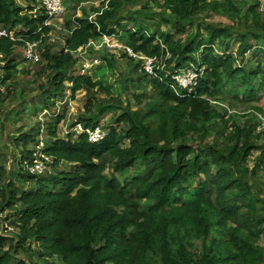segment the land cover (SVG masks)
I'll use <instances>...</instances> for the list:
<instances>
[{"label":"trees","instance_id":"trees-1","mask_svg":"<svg viewBox=\"0 0 264 264\" xmlns=\"http://www.w3.org/2000/svg\"><path fill=\"white\" fill-rule=\"evenodd\" d=\"M63 1L68 35L55 45L39 0H0V26L17 31L15 40L0 41V115L41 91L43 108L59 113L57 127L64 114L56 101L70 81L73 98L88 92L79 122L108 135L98 143L88 133L64 139L51 127L43 152L52 162L40 174L31 169L35 126L15 140L25 151L0 188V211L13 210L21 224L12 221L15 234L0 229V264H264V152L249 166L264 149V109L257 104L264 92L261 1L112 0L93 20L90 11L100 10L82 7L88 0ZM102 34H121L135 52L166 64L162 80L133 65L124 90L142 104L148 86L155 88L142 108L100 99L99 91L112 96L111 89L78 69V50ZM27 42L38 43L41 60L35 78L20 81L17 59ZM190 64L205 67L195 92L176 91L166 70ZM108 112L115 121L105 126Z\"/></svg>","mask_w":264,"mask_h":264},{"label":"rangeland","instance_id":"rangeland-1","mask_svg":"<svg viewBox=\"0 0 264 264\" xmlns=\"http://www.w3.org/2000/svg\"><path fill=\"white\" fill-rule=\"evenodd\" d=\"M18 3H21L22 5L29 4L28 0H15ZM101 0H88V2L83 3L81 6L86 7L88 9L92 7H98L102 10L110 9V6L107 7L108 2L100 3ZM110 1V0H109ZM112 1V0H111ZM261 1V8H264V0ZM30 2V1H29ZM64 2V1H63ZM34 3V1H33ZM36 3V1H35ZM39 12L43 13V10H39ZM74 8L68 12L67 8V14H73ZM82 12L78 11V15L81 16ZM93 12L90 11V15H92ZM66 15L65 13L59 16L58 18L51 20V26L54 27V31L52 33L53 39H57L54 41L55 45L61 44L65 37H67L68 32L63 29V22L62 19ZM210 20L215 21H224L226 23L231 24V20L226 17H216L215 15H212L209 17ZM131 28H134V25H130ZM0 28H2L0 26ZM17 32V31H16ZM97 39L96 41H98ZM124 45H127V41H121ZM236 42L233 41V45L237 47L235 44ZM131 47V46H129ZM76 55L79 58L78 63V69H84L85 66L89 68L86 72L93 76L96 79H100L103 81L104 85L107 88L111 89L112 96H108L102 91L98 92V97L100 99H111L112 97L114 99H120L122 100V103L124 106L130 104L131 108L133 110L142 108L144 104L149 101L147 100L148 97H150L154 93V87L153 85L148 86V97L143 96L144 101L142 104L138 103L136 99L134 98V91H125L124 88L126 87V84H129V76L131 73V70L133 68V65H139L141 70H144L147 74L150 72L147 71L145 68L146 60L144 58L140 57V53H136V55H131L128 52H123V50L115 48L113 50H110L106 47L100 48L98 46H90L86 51L77 52ZM250 57L252 55H255L254 52L249 53ZM108 57L109 59L112 58L115 61L110 64L108 60H106L104 57ZM150 57V56H149ZM133 58V62L130 61V59ZM18 61V69L19 74L18 78L20 81H28L29 79H34L35 74L37 72V67H35L36 63L32 61L23 60L22 57H19L17 59ZM159 61L152 62V67H155ZM83 64V67H82ZM35 65V66H34ZM35 67V68H34ZM145 67V68H144ZM87 68V69H88ZM29 69L30 73L27 75L24 71ZM81 70V72H82ZM153 74H149L150 78H155L152 76ZM154 76H156L154 74ZM151 84V83H149ZM66 89L63 97H60L57 99V107L60 111V114H64V118L61 122L57 123V127L55 126L54 122L57 121L56 117L59 113H53L50 109H44L43 104L41 103L43 99H41V91L34 90L30 95L27 96V99L29 100L27 105L18 106L19 109L14 110L13 112L9 113L8 115H0V167L4 169L5 173L3 176L0 172V188H4L7 183L10 181V174L14 172V169L18 165V161H16V158L18 156V160H20L22 150L25 151L23 146L21 144H18L15 140L21 136L22 133H27L30 131L32 127L35 126L36 133H37V145L31 144L30 147L32 149H41L43 146L47 144V142L50 141V131L53 130L52 128H57L58 130V136L60 138L68 139L70 136L71 138L76 139L80 136L81 129L78 124L79 118L85 113V104L88 99V92L86 89L77 92L75 98L71 95V85L72 83L70 81H66ZM24 87L27 90L30 89H39V84L36 85H26L24 84ZM98 89V88H96ZM94 89V90H96ZM144 90L140 89L136 94H142ZM97 97V98H98ZM259 100L257 104L261 106L264 109V92L259 94ZM153 99V98H151ZM108 105H112L115 103L116 107H118L119 110H122V106L120 102L117 101H110L107 100ZM212 104H217L212 101ZM222 105V104H220ZM238 111L241 112H248L249 109H245L244 106L237 107ZM120 113V111H119ZM259 120H261L263 126L259 128L258 131L264 130V115L259 114ZM7 116V117H6ZM101 119H104V125L112 124L114 123L115 119L113 117V114L111 112L106 113L101 117ZM83 125V124H82ZM52 127V128H51ZM259 133V132H258ZM260 143L264 145V138L260 140ZM262 152H264V149L262 151H255L253 153V156L249 159V166L253 167L257 160L261 157ZM44 153V152H43ZM37 157L36 163L31 167V169L36 173L40 174L41 171L45 166L43 165L40 154ZM27 167L29 166L28 161H26ZM18 168V167H17ZM47 169V168H46ZM52 172V171H50ZM51 174V173H50ZM28 187L29 185L26 184ZM13 210H5L3 212L0 211V218L2 220V226L0 225V229L2 232H8L11 234L18 233L20 229L15 228L12 225V221L16 220V223H20V216H14ZM16 225V224H15ZM17 226V225H16ZM9 247V244L7 245V248Z\"/></svg>","mask_w":264,"mask_h":264},{"label":"built area","instance_id":"built-area-1","mask_svg":"<svg viewBox=\"0 0 264 264\" xmlns=\"http://www.w3.org/2000/svg\"><path fill=\"white\" fill-rule=\"evenodd\" d=\"M45 7V11L46 14L48 16V18L45 21V25H51V20L58 18L59 16H61L62 14L65 13V6H64V2L63 0H39ZM104 2H108V5L106 8H108V6H110L111 4V0H101L100 3H104ZM105 4V3H104ZM99 13L96 14H92L90 16V19L93 20L94 16H96L97 14H101L103 13L105 10L100 9ZM10 38L12 40L16 39V31H8L5 28H0V41L3 38ZM121 34H102L101 38L96 41V40H91L87 46L85 47H81L78 52H82V51H86L90 46H98L100 48H108L110 50H113L115 48L121 49L123 50V52H128L131 55H136V53L139 52H135L132 47H129L127 45H124L123 43H121ZM38 49V43L37 42H27L24 45V50H23V60H27V61H32V62H39L41 60V56L37 51ZM140 57L144 58L146 60V70L149 71L151 74H153L152 76L155 78H159V79H163V76L160 75L159 71L164 70L166 68V64L163 62V60H160L156 57H149V56H144L142 53H140ZM78 57V56H77ZM4 58V54L0 48V65H4L5 62L3 61ZM155 61H159V63L155 66L152 67V62L154 63ZM87 66V65H86ZM82 70L81 74H87V70H89L88 67H86ZM88 68V69H87ZM205 67H198L194 64H190L188 67L183 68V69H177V70H166L165 74L166 77L171 78L173 81L171 82V87L173 89H176V91H179L180 89L186 91L188 94H191L193 92H195V87L198 85L199 79L202 77L203 73H204ZM149 73V74H150ZM154 74L156 76H154ZM179 87H181L179 89ZM77 126H79V128L81 129V133H88L89 134V139L91 142L94 143H98L103 141L107 135L108 132L105 128H103L102 126H97L95 128H89L86 129L81 123L78 124ZM80 133V134H81ZM43 146L41 149H36L35 152V163L37 161V157L39 156L38 154H40V158L41 161L43 163V165L45 166L42 170H40L41 172L43 171H47L48 166L47 163H51L52 162V158L46 156L43 153L44 150ZM47 168V169H46ZM0 201H1V197H0Z\"/></svg>","mask_w":264,"mask_h":264},{"label":"bare ground","instance_id":"bare-ground-1","mask_svg":"<svg viewBox=\"0 0 264 264\" xmlns=\"http://www.w3.org/2000/svg\"><path fill=\"white\" fill-rule=\"evenodd\" d=\"M87 129V128H86Z\"/></svg>","mask_w":264,"mask_h":264},{"label":"crops","instance_id":"crops-1","mask_svg":"<svg viewBox=\"0 0 264 264\" xmlns=\"http://www.w3.org/2000/svg\"><path fill=\"white\" fill-rule=\"evenodd\" d=\"M88 74V73H87Z\"/></svg>","mask_w":264,"mask_h":264}]
</instances>
